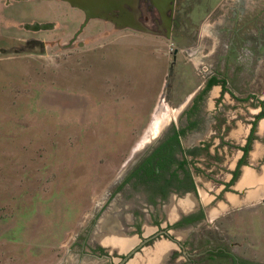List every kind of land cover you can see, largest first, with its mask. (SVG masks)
Instances as JSON below:
<instances>
[{"label": "rangeland", "instance_id": "obj_1", "mask_svg": "<svg viewBox=\"0 0 264 264\" xmlns=\"http://www.w3.org/2000/svg\"><path fill=\"white\" fill-rule=\"evenodd\" d=\"M237 2L172 0L161 13L154 0H123L86 20L66 0H0V264H97L84 243L112 182L161 129L182 124L207 76L237 94L201 110L236 141L256 112L249 94L264 98V67L250 63L264 60V0ZM119 10L129 25L117 24ZM211 184L203 180L205 190ZM142 202L126 186L105 213L131 216L127 206ZM256 205L226 228L217 223L225 247L264 262V205Z\"/></svg>", "mask_w": 264, "mask_h": 264}, {"label": "flooded vegetation", "instance_id": "obj_2", "mask_svg": "<svg viewBox=\"0 0 264 264\" xmlns=\"http://www.w3.org/2000/svg\"><path fill=\"white\" fill-rule=\"evenodd\" d=\"M171 1L154 0V3L163 13ZM240 4L242 0L236 3ZM251 36L257 35L251 32ZM169 37L176 42L181 40V46L186 44L171 28ZM220 44L225 52L227 45ZM174 51L176 55L178 49ZM250 63L257 64V69L260 65L264 67V60L253 58ZM204 79L182 114V124L161 129L158 136L146 142L144 151L138 153L115 184L106 205L96 213L95 233L91 243L86 241L84 245L90 244L91 257L98 263L264 264L225 247L226 239L219 231L220 226L226 228L227 223L238 220L242 210L255 214L259 209L256 204L264 205V128H259L264 122V98L257 93L249 94L256 112L246 127L241 125L234 131L240 140L236 134L233 142L228 138H232L229 135L232 131L227 132L222 125L216 128L209 114L201 110L212 103L213 108L221 109L224 105L219 100L223 94H234L227 87V79L214 75ZM216 86L220 87L219 96L210 102L208 93ZM236 96L233 97L237 99ZM212 134L219 135V142L213 145L208 141ZM210 146H214V151ZM232 148L236 151L232 152ZM248 172H252L251 177ZM206 179L214 185L206 186L205 190ZM126 186L143 193L142 207L131 212L127 206L131 216L105 213L107 205ZM222 221L224 224L219 226L217 222ZM148 228L153 232L147 231ZM216 230L220 239L214 240L210 236Z\"/></svg>", "mask_w": 264, "mask_h": 264}, {"label": "bare ground", "instance_id": "obj_3", "mask_svg": "<svg viewBox=\"0 0 264 264\" xmlns=\"http://www.w3.org/2000/svg\"><path fill=\"white\" fill-rule=\"evenodd\" d=\"M67 1L69 2V0H67ZM77 3L81 4L83 7L85 6L89 13H92V12H94L93 10H95V13L97 15H101L104 12H106L107 10L112 9L114 6L117 5V2L115 0H93V1L77 0ZM93 3H95V5H93ZM76 7H78V6H76Z\"/></svg>", "mask_w": 264, "mask_h": 264}, {"label": "water", "instance_id": "obj_4", "mask_svg": "<svg viewBox=\"0 0 264 264\" xmlns=\"http://www.w3.org/2000/svg\"><path fill=\"white\" fill-rule=\"evenodd\" d=\"M67 1V0H66ZM90 1H93V0H90ZM117 3H120V4H122L123 3V0H115ZM69 2L73 5V6H78L79 8H81L85 13H86V20H90L91 18H93V17H95V16H97V14L95 13V10H93L94 12H92V13H89L88 12V10L86 9V7L84 6H82L81 4H79V3H77V0H69ZM96 3V2H95ZM95 3H93V5H95ZM78 4V5H77ZM121 7H122V5H121ZM119 8V7H118ZM123 10V9H122ZM122 10H119L120 11V17H118L117 19H116V22H117V24H119V25H123V26H125V25H129V22H130V16H126V12L124 13V12H122ZM124 11V10H123ZM124 13V14H123ZM138 153V152H137ZM132 159V158H131ZM131 159H129L128 161H131ZM122 176H123V173L122 172H120V174L118 175V177L112 182V185L114 184H116V183H118L119 182V180H121V178H122Z\"/></svg>", "mask_w": 264, "mask_h": 264}, {"label": "crops", "instance_id": "obj_5", "mask_svg": "<svg viewBox=\"0 0 264 264\" xmlns=\"http://www.w3.org/2000/svg\"><path fill=\"white\" fill-rule=\"evenodd\" d=\"M247 174H249V176L251 177V175H252V172H248ZM250 177H249V179H250ZM251 199H252V198H251ZM251 199H250V200H251Z\"/></svg>", "mask_w": 264, "mask_h": 264}]
</instances>
